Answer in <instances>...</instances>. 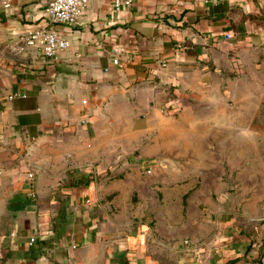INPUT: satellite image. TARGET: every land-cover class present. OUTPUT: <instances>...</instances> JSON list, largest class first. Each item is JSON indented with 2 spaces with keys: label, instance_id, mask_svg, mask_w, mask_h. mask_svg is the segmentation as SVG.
<instances>
[{
  "label": "crops",
  "instance_id": "0c3cea01",
  "mask_svg": "<svg viewBox=\"0 0 264 264\" xmlns=\"http://www.w3.org/2000/svg\"><path fill=\"white\" fill-rule=\"evenodd\" d=\"M47 9L0 0V264H264V221L212 217L215 163L149 144L164 106L259 57L264 0H90L72 26ZM49 28L67 50L20 52Z\"/></svg>",
  "mask_w": 264,
  "mask_h": 264
},
{
  "label": "rangeland",
  "instance_id": "374dc122",
  "mask_svg": "<svg viewBox=\"0 0 264 264\" xmlns=\"http://www.w3.org/2000/svg\"><path fill=\"white\" fill-rule=\"evenodd\" d=\"M257 54L246 55L243 67L223 74L199 97L161 111L155 127L162 135L149 143L162 147L164 159L212 160L207 170L221 182L214 184L212 217L229 214L243 225L264 221V48ZM193 170L197 177L205 169Z\"/></svg>",
  "mask_w": 264,
  "mask_h": 264
},
{
  "label": "built area",
  "instance_id": "2783aa9c",
  "mask_svg": "<svg viewBox=\"0 0 264 264\" xmlns=\"http://www.w3.org/2000/svg\"><path fill=\"white\" fill-rule=\"evenodd\" d=\"M90 0H48V17L52 25H76L82 19ZM115 9H121L123 6L132 5L133 0H113ZM40 47L46 57H53L61 51L70 47L69 41L61 33L49 29H37L28 32L21 38L20 52L26 49ZM117 63V61H115ZM18 96L11 95L10 98ZM175 105L165 106L163 113L174 110ZM27 180L31 189L32 198L37 197L36 176L34 172L27 173ZM36 238L32 237L30 243L34 244ZM186 244H189L187 241Z\"/></svg>",
  "mask_w": 264,
  "mask_h": 264
}]
</instances>
